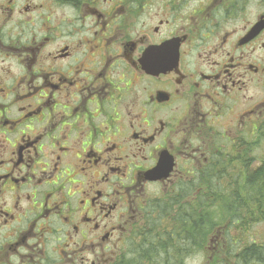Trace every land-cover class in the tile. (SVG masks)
Returning a JSON list of instances; mask_svg holds the SVG:
<instances>
[{
    "label": "flooded vegetation",
    "instance_id": "obj_1",
    "mask_svg": "<svg viewBox=\"0 0 264 264\" xmlns=\"http://www.w3.org/2000/svg\"><path fill=\"white\" fill-rule=\"evenodd\" d=\"M207 215L188 258L264 264V0H0V264H156Z\"/></svg>",
    "mask_w": 264,
    "mask_h": 264
},
{
    "label": "trees",
    "instance_id": "obj_2",
    "mask_svg": "<svg viewBox=\"0 0 264 264\" xmlns=\"http://www.w3.org/2000/svg\"><path fill=\"white\" fill-rule=\"evenodd\" d=\"M254 187H261V185L259 183L257 184H253ZM262 191L260 189L256 190L253 189L252 193H261ZM251 200H255L256 198L254 196H251L250 198ZM243 203H245V200L243 201H238L236 203L235 208H240L241 205H243ZM243 207V206H241ZM245 207V206H244ZM247 207V206H246ZM205 209H208L209 206H205ZM205 222H204V230L203 232H196V231H189L186 233V238L188 239V244L185 246L181 245L180 242L182 240H184V237L182 236V234L180 235V233L178 232V235L182 236H178L177 237V242H175V239H173L172 243H170V246H167L165 244V237L164 234L165 232L162 233H157L159 236L158 237H153V238H146L145 240V245H144V249L145 251L142 249L143 253H147L146 256H148V254L150 253L151 257L156 258V264H185V259L188 258L190 255H193L195 253V251L197 252V247H193V245H190V239H193V242H196L198 240L203 242V246H200L198 248H203L205 247V244L209 241V237L212 234V229L209 228L210 226H215L217 225L218 221L215 220L214 216H205L204 217ZM199 235H201L202 237L199 238ZM182 239V240H181ZM168 250H170V252L168 253ZM141 253V252H140ZM129 264H142V261H133L131 260V263Z\"/></svg>",
    "mask_w": 264,
    "mask_h": 264
},
{
    "label": "rangeland",
    "instance_id": "obj_3",
    "mask_svg": "<svg viewBox=\"0 0 264 264\" xmlns=\"http://www.w3.org/2000/svg\"><path fill=\"white\" fill-rule=\"evenodd\" d=\"M242 187H243V184H239V185H237V188H238V191H237V194H239V192H240V189H242ZM237 200L238 201H243V199H240V198H238V197H236V203H237ZM252 201H255V200H252ZM241 206H243V207H241ZM240 206V210H243V209H245V208H250V207H246L245 205H244V203H243V205H241ZM245 206V207H244ZM254 227H256V230H259L260 229V223H258L257 225L255 224V226ZM157 233H159V232H157ZM134 248H132L131 249V252H132V250H133ZM130 258H132V253L130 254V256H129ZM185 264H200V258H186V263Z\"/></svg>",
    "mask_w": 264,
    "mask_h": 264
},
{
    "label": "water",
    "instance_id": "obj_4",
    "mask_svg": "<svg viewBox=\"0 0 264 264\" xmlns=\"http://www.w3.org/2000/svg\"><path fill=\"white\" fill-rule=\"evenodd\" d=\"M171 42H168V43H166V44H164L163 45V48L165 47V46H167L168 44H170ZM151 53H152V51H151Z\"/></svg>",
    "mask_w": 264,
    "mask_h": 264
}]
</instances>
